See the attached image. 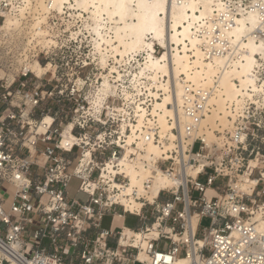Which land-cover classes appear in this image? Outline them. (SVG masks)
<instances>
[{"label": "built area", "instance_id": "2783aa9c", "mask_svg": "<svg viewBox=\"0 0 264 264\" xmlns=\"http://www.w3.org/2000/svg\"><path fill=\"white\" fill-rule=\"evenodd\" d=\"M222 3L196 35L206 60L231 50L241 60L228 30L253 14L248 35L264 44V0ZM19 4L0 0V19L21 18L17 29L0 30L13 43L0 47V185L11 190L0 194V264H264V53L253 84L226 107V127L200 123L212 90L181 78L162 128L151 108L164 92L153 84L128 87L126 97L116 82L103 100L94 82L86 92L85 82L64 89L60 65L46 61L61 48L25 43L32 13L21 17ZM33 60L52 70L36 75ZM127 167L140 180L130 192ZM73 177L84 200L68 194ZM157 178L167 184L152 191ZM127 214L136 226H101L106 215Z\"/></svg>", "mask_w": 264, "mask_h": 264}, {"label": "bare ground", "instance_id": "6f19581e", "mask_svg": "<svg viewBox=\"0 0 264 264\" xmlns=\"http://www.w3.org/2000/svg\"><path fill=\"white\" fill-rule=\"evenodd\" d=\"M224 9L222 0H20L18 14L23 17L25 12L32 13L26 44L38 42L47 47L56 44L47 37L45 24L49 16L57 12L80 17L83 28L75 34H83L84 29L90 37L91 53L103 69L99 77L103 93L115 95L119 88L116 82L126 97L132 93L128 87L141 83L161 88L164 94L152 104L151 114L162 128L166 126V117L171 115L167 105L174 103L175 98L180 99L181 78L212 90L208 102L212 106L211 113L200 123L226 127L229 124L226 107L253 84L252 68L257 63L256 55L264 53V44L256 43L248 35L256 25L255 16L242 14L234 18L235 25L228 30L231 46L241 50L242 59L233 60L236 50H231L223 59L206 60L201 49L204 38L196 34L211 27L212 19ZM20 19L10 14L1 31L17 29ZM155 42L164 48L163 52L153 53ZM141 54L142 62L136 58ZM121 66L125 67L119 69ZM29 67L39 76L51 70L50 63L43 68L36 60L30 62ZM169 83L175 88L172 95L168 92ZM142 116L143 113L139 125ZM149 148L159 154L152 146ZM127 172L131 183L126 192H130L140 183L139 172L131 167H127ZM164 184L166 180L157 178L152 191ZM173 264L189 262L178 258Z\"/></svg>", "mask_w": 264, "mask_h": 264}, {"label": "rangeland", "instance_id": "374dc122", "mask_svg": "<svg viewBox=\"0 0 264 264\" xmlns=\"http://www.w3.org/2000/svg\"><path fill=\"white\" fill-rule=\"evenodd\" d=\"M54 16H49L46 20V30H47V37L58 40L56 41L55 46H59L61 49L58 50L55 55L51 53L47 56V60L52 63H57L61 67V74L64 84V89L69 90L71 86L77 82L79 84H83L85 82V87L82 89L86 92L87 85L94 82L96 86H98V90L96 91V98L104 99L107 96H111L109 93H103L101 90L102 88V79H100V73L103 72V69H100L99 64H97V60L93 57L91 53V44L89 42L90 37L88 36L87 32L83 29V34L76 33L79 29L83 28V22L80 17H69L68 14H58L53 13ZM7 17H10V14H5L4 19H0V28L5 23ZM52 18L49 22L48 19ZM3 20V21H2ZM30 23V22H29ZM50 25V26H49ZM16 29V28H14ZM13 28L11 30H14ZM1 30V29H0ZM8 32V31H5ZM56 37V39H55ZM12 40L6 35L0 36V47L5 48L6 46H11L13 43ZM26 43V42H25ZM38 42H33L32 44L35 45ZM41 44V43H40ZM158 45L162 47L158 42L153 44V51L154 46ZM53 46V45H50ZM48 46V47H50ZM163 48V47H162ZM161 51V48H159ZM164 49V48H163ZM164 51V50H163ZM161 51V52H163ZM160 52V53H161ZM97 57V56H96ZM138 57H141L138 58ZM141 62L143 61V54L138 55L136 57ZM112 62V60H111ZM134 61L132 60V63ZM118 66V64H117ZM125 66H121L119 69H123ZM127 68V66H126ZM130 69V68H128ZM52 70V67H51ZM100 83V85H99ZM105 94V95H104ZM79 179L73 177L68 184V194L70 197H75L81 200L85 199V196L82 193L77 191L79 185ZM7 186L0 185V193L3 191H7L10 193V189L7 190ZM138 223V219L132 215L127 214L124 218L116 219L109 215H106L103 220L101 221L102 227L112 228V229H119L122 225L128 227H134ZM209 221L207 218H203L201 220L202 226H207Z\"/></svg>", "mask_w": 264, "mask_h": 264}, {"label": "crops", "instance_id": "0c3cea01", "mask_svg": "<svg viewBox=\"0 0 264 264\" xmlns=\"http://www.w3.org/2000/svg\"><path fill=\"white\" fill-rule=\"evenodd\" d=\"M1 194V193H0Z\"/></svg>", "mask_w": 264, "mask_h": 264}]
</instances>
